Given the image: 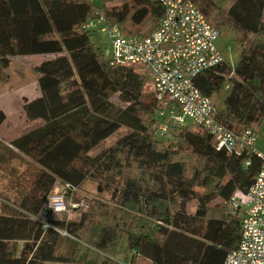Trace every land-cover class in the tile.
<instances>
[{
  "label": "trees",
  "instance_id": "16d2710c",
  "mask_svg": "<svg viewBox=\"0 0 264 264\" xmlns=\"http://www.w3.org/2000/svg\"><path fill=\"white\" fill-rule=\"evenodd\" d=\"M191 1L240 53L194 83L204 96L227 85L220 121L256 131L264 123V0ZM162 15L158 0H0V70L16 56H44L32 67L39 94L22 105L41 123L10 142L37 170L18 202L0 195V264H223L238 246L241 214L229 200L247 192L259 158L249 148L217 149L197 124L156 136L149 70L112 64L91 39L89 23L147 36ZM121 128L129 132L92 154ZM88 178L107 201H93L77 220L42 216L56 183L76 189Z\"/></svg>",
  "mask_w": 264,
  "mask_h": 264
},
{
  "label": "built area",
  "instance_id": "2783aa9c",
  "mask_svg": "<svg viewBox=\"0 0 264 264\" xmlns=\"http://www.w3.org/2000/svg\"><path fill=\"white\" fill-rule=\"evenodd\" d=\"M158 1L163 15L150 35L125 36L117 26L100 23L109 36L103 55L115 65H140L149 70V90L158 118L156 136L168 138L172 126L183 127L189 121L205 129L217 149L239 155L243 148H249L259 158L258 172L247 192H235L229 200L233 208L241 211V236L223 264H264V152L255 148L257 132L252 128L240 132L228 128L220 121V110L211 96L202 95L194 83L198 74L225 61L217 45L220 34L191 0ZM58 198L48 197L43 216L58 218L65 211L52 205L62 204V196ZM58 230L68 235L65 230Z\"/></svg>",
  "mask_w": 264,
  "mask_h": 264
},
{
  "label": "rangeland",
  "instance_id": "374dc122",
  "mask_svg": "<svg viewBox=\"0 0 264 264\" xmlns=\"http://www.w3.org/2000/svg\"><path fill=\"white\" fill-rule=\"evenodd\" d=\"M95 1L98 2L99 0ZM103 27V24L94 25L91 39L94 43L102 44L105 47L109 43V36L106 32L102 31ZM217 45L225 62L229 66H233L240 53L236 44L231 39V34L225 33L219 35ZM43 58V55L38 54L16 56L11 58V62L6 69L0 70V110L5 113V120L0 126V195L5 196L14 203L20 200V193L30 191L32 180L37 170L34 162L12 147L10 142L18 135L41 123L39 120L27 119L22 111V105L37 93L36 74L32 70V67ZM225 86L211 96L212 101L220 111H223L225 108L223 100L229 91ZM148 88L146 92L150 91ZM112 99L113 101H117L115 96ZM187 124H190V122L188 121ZM254 127L257 131L255 148L264 152V123ZM127 132H129L128 129L121 128L107 137L92 151V154L109 147ZM60 196H62V204L52 202V205H56L61 210L65 209V211H62V214L57 216L64 220H77L80 214L86 211L88 205L93 201L105 202L109 199V195L105 189L92 178L86 179L76 189H67L64 184L60 182L56 183L52 189L50 198H52L51 200H59L58 197ZM194 206V202L190 203L188 205L189 210H193ZM43 217L45 219L52 218L48 216ZM59 247L60 251H66L68 243L62 241ZM121 247L118 254L119 259L123 257V245ZM44 264L74 263L46 261Z\"/></svg>",
  "mask_w": 264,
  "mask_h": 264
},
{
  "label": "crops",
  "instance_id": "0c3cea01",
  "mask_svg": "<svg viewBox=\"0 0 264 264\" xmlns=\"http://www.w3.org/2000/svg\"><path fill=\"white\" fill-rule=\"evenodd\" d=\"M38 86V85H37ZM39 94V88H37V93L34 95V97L30 98V99H33L35 98L37 95ZM29 99V100H30ZM137 264H150V262L144 258H138L137 259Z\"/></svg>",
  "mask_w": 264,
  "mask_h": 264
}]
</instances>
